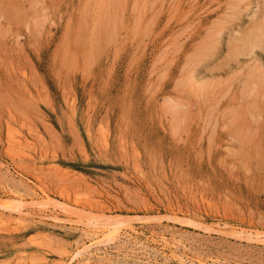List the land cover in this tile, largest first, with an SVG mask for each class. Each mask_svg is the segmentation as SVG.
<instances>
[{"label": "rangeland", "instance_id": "obj_1", "mask_svg": "<svg viewBox=\"0 0 264 264\" xmlns=\"http://www.w3.org/2000/svg\"><path fill=\"white\" fill-rule=\"evenodd\" d=\"M263 8L0 0V198L34 221L0 227V264H65L102 214L127 235L87 264H264V44L245 38ZM43 192L61 222L37 218Z\"/></svg>", "mask_w": 264, "mask_h": 264}, {"label": "bare ground", "instance_id": "obj_2", "mask_svg": "<svg viewBox=\"0 0 264 264\" xmlns=\"http://www.w3.org/2000/svg\"><path fill=\"white\" fill-rule=\"evenodd\" d=\"M263 4V3H262ZM264 9V8H263ZM261 11V10H260ZM259 11V12H260ZM260 15V14H259ZM261 17H258V18H260V22H258V21H256V22H254V27L252 28V27H250V29L252 28V30L246 35V37L245 38H247V42H249L251 45H252V47H256V46H258V44L259 43H262V44H264V13H262L261 15H260ZM251 24V23H250ZM252 26V25H251ZM222 30V29H221ZM220 32V31H219ZM244 33V32H243ZM242 33V35H244ZM220 34H218V36H219ZM221 36V35H220ZM221 38V37H220ZM216 39H218V38H216ZM236 39V38H235ZM238 39L240 40V37H238ZM219 40V39H218ZM211 41H213V40H211ZM230 41H232V40H230ZM221 42V41H220ZM236 42H238V41H236ZM242 42V41H241ZM244 42V41H243ZM243 42H242V44H243ZM213 43V42H212ZM234 43V42H233ZM206 44H208V43H206ZM230 44V43H229ZM245 44V43H244ZM213 45H214V43H213ZM238 45V44H237ZM248 45V44H247ZM206 46V45H205ZM210 46V44H208L207 45V47H209ZM230 46V45H229ZM234 46H236V45H234ZM206 47V48H207ZM210 47H213V50H215L216 48H214V46H210ZM243 47H245L246 48V46H243ZM237 48V47H236ZM235 48V49H236ZM241 48H242V46H241ZM260 48V47H259ZM238 49H239V47H238ZM237 49V50H238ZM212 50V49H211ZM211 50H209V51H211ZM212 50V51H213ZM230 50V49H229ZM240 50V49H239ZM244 50V49H243ZM246 50V49H245ZM203 51H208V50H203ZM208 51V52H209ZM248 51V50H247ZM246 51V52H247ZM251 51V50H250ZM245 52V51H244ZM243 52V53H244ZM252 52V51H251ZM254 52V51H253ZM252 52V53H253ZM206 53V52H205ZM241 53V52H240ZM250 53V52H249ZM251 53V54H252ZM203 54V53H202ZM201 54V55H202ZM207 54V53H206ZM237 54V53H236ZM242 54V53H241ZM204 55V54H203ZM243 55V54H242ZM248 55V54H247ZM239 56V55H238ZM23 73V72H22ZM21 77V76H20ZM23 77V76H22ZM24 78V77H23ZM25 79V78H24ZM196 81H198V80H196ZM27 82V81H26ZM190 84H192V83H190ZM193 84H195L194 82H193ZM197 84H198V82H197ZM196 85V84H195ZM197 87V86H196ZM203 87H205V86H203ZM76 109V108H75ZM77 110V109H76ZM76 114V113H75ZM10 128V127H9ZM9 128H8V130H9ZM12 128V127H11ZM11 128H10V131H12L13 130V128H12V130H11ZM103 130V129H102ZM14 131L16 132L17 130H16V128H14ZM101 131V130H100ZM9 132V131H8ZM103 132H106V131H103ZM19 133V132H18ZM107 133V132H106ZM38 135V134H37ZM92 135H94V134H92ZM103 135V134H102ZM101 135V136H102ZM107 134H105V136H106ZM14 136V135H13ZM96 136H98V135H96ZM105 136L103 135V139L105 138ZM112 136V135H111ZM17 137V136H16ZM19 137H21V136H19ZM9 138V137H8ZM10 138H12V137H10ZM93 139V138H92ZM102 139V140H103ZM10 140V144H12V145H14L13 144V142L15 141L14 139V141H11L12 139H9ZM16 141H17V139H16ZM15 141V142H16ZM27 141V140H26ZM94 141V140H93ZM97 141V140H96ZM105 142V141H104ZM25 143V142H24ZM105 145H106V142H105ZM16 146L17 147H21V146H23V144H22V142H16ZM108 146V145H107ZM110 146V145H109ZM123 147V146H122ZM10 148V147H9ZM13 150V149H12ZM17 150V149H16ZM17 151H19V150H17ZM20 152V151H19ZM137 152V151H136ZM139 153V152H138ZM22 154H24V152H22ZM139 155V154H138ZM43 157V156H42ZM140 157V156H139ZM45 159V158H44ZM48 159V158H47ZM53 160V159H52ZM52 162V161H51ZM1 165H3V164H1ZM56 166V165H55ZM2 167H4V166H2ZM43 167V166H42ZM41 167V168H42ZM50 167V166H49ZM7 168V167H6ZM51 168V167H50ZM59 168V167H58ZM1 169H3V168H1ZM7 171H8V169H6ZM64 170V169H63ZM5 171V170H4ZM3 171V172H4ZM52 171H53V169H52ZM55 172L57 171V170H54ZM2 172V173H3ZM57 172H60L59 174H60V176H61V174L62 173H64V171L61 173V169H59V171H57ZM57 172H56V174H57ZM67 173H68V170L66 171ZM65 172V173H66ZM6 173V172H5ZM9 172H7L6 174H8ZM10 173H11V171H10ZM9 173V174H10ZM53 173V172H52ZM70 173V172H69ZM11 175V174H10ZM17 175V174H16ZM58 175V174H57ZM60 176H58V177H60ZM63 176L65 177V175L63 174ZM4 177H5V175H4ZM14 177V176H13ZM64 177H63V179H64ZM3 178V177H2ZM12 178V177H11ZM15 179V178H14ZM14 179H12V181L14 180ZM2 180V179H1ZM7 180H9V179H7ZM6 180V181H7ZM11 180V179H10ZM17 180V179H16ZM36 180V179H35ZM65 180V179H64ZM67 181H68V177H67V179H66ZM38 181V180H37ZM1 182V181H0ZM7 182H10V181H7ZM13 182H15V181H13ZM5 184V183H4ZM9 184H11V183H9ZM14 184V183H13ZM16 184V183H15ZM6 185V184H5ZM3 186V185H2ZM9 186V185H8ZM15 186V185H14ZM1 188H3V187H1ZM18 188V187H17ZM34 188V187H33ZM64 188V187H63ZM8 189V188H7ZM3 190V189H2ZM6 190V189H5ZM12 190V189H11ZM17 190V189H16ZM20 190V189H19ZM18 190V191H19ZM66 190V189H65ZM67 191V190H66ZM7 192V191H6ZM5 192V193H6ZM20 192V191H19ZM46 193V192H45ZM44 192L43 193H41L40 195H28V197L30 198L29 200H31V202H33V205H34V207H35V209H36V211L38 210V214L36 215L37 216V218H39V219H43V218H46V219H49V220H52V221H54V222H61V219H59L57 216H46L45 215V212L47 211V206H48V203L49 202H47V198H48V195H46ZM63 194V193H62ZM2 195H3V193H2ZM10 197L8 198V200H2L1 198H0V227H2V228H5V226L7 227V225H9V223H11V222H14V224L13 225H16V226H18V227H21V226H25L27 223H29V221H33V219L32 218H29L30 216H31V214L30 213H28L27 211H28V209L26 210L25 209V203L27 202V197H24L23 195H20V194H18V193H13V195H9ZM66 196V195H65ZM5 198V197H4ZM48 199H50V198H48ZM28 204V203H27ZM30 204V203H29ZM76 204V203H75ZM78 204V203H77ZM10 205H14V207H11ZM49 205H51V204H49ZM27 207V206H26ZM29 207V206H28ZM31 207V206H30ZM33 207V206H32ZM33 207V208H34ZM68 207H69V205H68ZM83 207H84V205H83ZM73 208V207H72ZM74 209V208H73ZM69 210H70V207H69ZM82 210H85V209H82ZM102 210V209H101ZM29 211H31V210H29ZM35 211V212H36ZM48 211H49V209H48ZM75 211H77L76 209H75ZM90 211H91V209H90ZM104 211V210H103ZM5 212H7V214L5 213ZM34 212V211H33ZM50 212V211H49ZM72 212V211H71ZM100 212V211H99ZM9 213V214H8ZM15 213L16 214V216H13V214ZM74 213V212H73ZM98 215V214H97ZM29 216V217H28ZM34 216V214H32V217ZM96 216V215H95ZM119 216V215H118ZM93 217V216H92ZM101 217H102V219L100 218H98V219H96V218H86V219H88L87 220V222L85 223V225H84V228H85V235H84V238L86 239V241L88 242V245L87 244H84L82 247H81V249L80 250H78L77 252H74V253H69V255H66L65 257H67L68 258V262H66L65 264H78V263H82V261H85L86 263L85 264H87L88 262L90 263V260L91 259H84L87 255H89V256H91L93 253H94V251H97L98 253H100V247L101 246H104V247H110L109 245H111L112 243H114L115 241H119L120 239H122V237L124 236V235H127L126 233H124L125 232V230L123 229L124 228V226L126 225L125 223H124V221L123 220H121L120 218H118V217H112V216H107V215H101ZM13 219V220H12ZM31 219V220H30ZM12 220V221H11ZM34 222V221H33ZM83 222H81L80 224H82ZM84 224V223H83ZM12 225V224H11ZM160 225V224H159ZM10 226V225H9ZM157 226V225H156ZM18 227H15V228H18ZM8 228V227H7ZM25 228V227H24ZM158 228V227H157ZM3 230V229H2ZM2 230L0 229V231H1V233H2ZM9 230H11V229H9ZM13 230V229H12ZM17 230H19V229H17ZM21 230V229H20ZM4 231V230H3ZM31 231V230H30ZM128 231V230H127ZM126 231V232H127ZM16 232V231H15ZM15 232H13V233H15ZM32 232V231H31ZM35 232V231H34ZM37 232V231H36ZM129 232V231H128ZM16 233H18V231L16 232ZM33 233V232H32ZM7 234V233H6ZM5 234V235H6ZM249 234V236H248V240L249 241H262L263 242V239L260 237V235H258V234H256V236H254L251 232L250 233H248ZM162 235V234H161ZM39 236H40V234H39ZM29 237V236H28ZM31 237V236H30ZM35 237H37L38 238V236H35ZM173 237V236H172ZM176 237V236H175ZM181 238V236H178V238ZM32 238V237H31ZM162 238H165V237H162ZM180 238H179V240H180ZM168 239V238H167ZM166 239V240H167ZM174 239V238H173ZM43 240V239H42ZM160 240V239H159ZM164 240V239H163ZM166 240L164 241V242H166ZM178 240V239H177ZM177 240H176V242H175V244H177ZM36 241V240H35ZM39 241H41L40 239H39ZM85 241V242H86ZM32 242V241H31ZM30 242V243H31ZM42 242V241H41ZM171 242H173L171 245H174V240L173 241H171ZM180 242V241H179ZM182 242V241H181ZM35 243V242H34ZM43 243V242H42ZM45 243H47V242H45ZM161 243V242H160ZM170 244V243H169ZM38 245V244H37ZM37 245H35V246H37ZM114 245V244H113ZM161 245V244H160ZM166 245H167V243H166ZM177 245H179V244H177ZM176 245V246H177ZM181 245V244H180ZM45 246V245H44ZM47 246V245H46ZM49 246V245H48ZM137 246V245H136ZM141 246V245H140ZM140 246H138V247H140ZM38 247V246H37ZM36 247V248H37ZM43 247V246H42ZM103 247V248H104ZM129 247V246H128ZM134 247V246H133ZM162 247V246H161ZM165 247V246H164ZM175 246H172V248H174ZM48 248V247H47ZM145 248V247H144ZM48 249H50V248H48ZM147 249V248H146ZM171 249V248H170ZM105 250V249H104ZM155 250V249H154ZM166 250V249H165ZM128 251V250H127ZM130 251V250H129ZM132 251V250H131ZM156 251V250H155ZM161 251H162V249H161ZM170 251V250H169ZM50 252V251H49ZM105 252V251H104ZM103 252V253H104ZM135 252H137V251H135ZM139 252V251H138ZM147 252V251H146ZM164 252V251H163ZM68 253H66V254H68ZM144 253H145V251H144ZM150 253V252H149ZM158 253H156V255H157ZM36 255H38V254H36ZM105 255V254H104ZM146 255H147V253H146ZM150 255V254H149ZM155 255V254H154ZM32 256V255H31ZM35 256V255H34ZM39 256V255H38ZM131 256V255H130ZM64 257V256H63ZM62 257V258H63ZM41 258H42V256H41ZM61 258V257H60ZM169 258V257H168ZM31 259H34L33 257L31 258ZM44 259V258H43ZM42 259V260H43ZM170 259H173L174 261H176V262H178L179 264H189L188 262H187V260H185V259H183V258H181V257H178V256H176L175 254H174V252L173 251H171V256H170ZM193 259V258H192ZM195 259V258H194ZM200 259V258H199ZM30 260V259H29ZM28 260V261H29ZM34 260H36V259H34ZM45 260V259H44ZM62 260V259H61ZM166 260H167V257H166ZM201 260V259H200ZM26 261V260H25ZM38 261V260H37ZM66 261V260H65ZM64 261V262H65ZM169 261V260H168ZM167 261V262H168ZM190 261V260H189ZM33 262V261H32ZM35 262V261H34ZM39 262H40V260H39ZM42 262V261H41ZM93 262V261H92ZM166 262V261H165ZM173 262V261H172ZM191 262V264H195V262L194 261H190ZM30 263V262H29ZM36 263V262H35ZM52 264V263H51ZM172 264V263H171ZM196 264H207L206 262H204V261H196Z\"/></svg>", "mask_w": 264, "mask_h": 264}]
</instances>
